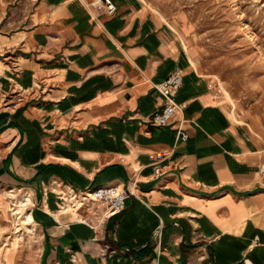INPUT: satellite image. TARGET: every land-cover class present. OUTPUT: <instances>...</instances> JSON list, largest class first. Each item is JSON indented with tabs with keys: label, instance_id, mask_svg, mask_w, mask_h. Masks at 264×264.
Wrapping results in <instances>:
<instances>
[{
	"label": "crops",
	"instance_id": "1",
	"mask_svg": "<svg viewBox=\"0 0 264 264\" xmlns=\"http://www.w3.org/2000/svg\"><path fill=\"white\" fill-rule=\"evenodd\" d=\"M89 1L0 0V95L18 93L0 102V183L29 194L34 230L9 264H264V126L227 109L146 0L100 17ZM177 67L187 140L152 120ZM107 185L133 191L118 213L86 194Z\"/></svg>",
	"mask_w": 264,
	"mask_h": 264
},
{
	"label": "rangeland",
	"instance_id": "2",
	"mask_svg": "<svg viewBox=\"0 0 264 264\" xmlns=\"http://www.w3.org/2000/svg\"><path fill=\"white\" fill-rule=\"evenodd\" d=\"M146 1L177 27L188 50H194L200 70L214 76L227 109L238 119L264 126V0ZM0 38L1 73L12 57ZM17 94L0 95V102L16 99ZM11 189L0 183V246L7 242L1 252L4 264L12 261L19 238L26 249L29 233L34 232L25 222L31 197L25 190ZM90 193L86 190L92 197ZM72 196L79 201L78 194Z\"/></svg>",
	"mask_w": 264,
	"mask_h": 264
},
{
	"label": "built area",
	"instance_id": "3",
	"mask_svg": "<svg viewBox=\"0 0 264 264\" xmlns=\"http://www.w3.org/2000/svg\"><path fill=\"white\" fill-rule=\"evenodd\" d=\"M86 5L94 12L96 17H100V13L96 7L104 8L107 14H115L119 9L116 0H91ZM184 77V68L177 67L166 78L155 83L156 88L164 97V103L160 109L154 112L152 120L157 125L172 124L177 127L178 136L183 140H187L190 134L185 130L183 125L186 118H182L179 123H172L174 116L183 108V104L177 99V93L184 83ZM168 153L166 150L155 151L157 162L155 171L157 175L164 174L165 170L161 165V161L167 157ZM90 190L93 198L106 201L107 211L111 214L123 210L126 207L128 196L133 192L130 187L125 188L119 185L97 186L90 188Z\"/></svg>",
	"mask_w": 264,
	"mask_h": 264
},
{
	"label": "bare ground",
	"instance_id": "4",
	"mask_svg": "<svg viewBox=\"0 0 264 264\" xmlns=\"http://www.w3.org/2000/svg\"><path fill=\"white\" fill-rule=\"evenodd\" d=\"M90 194H92V192ZM101 200H103V199H101ZM73 201L78 202V200L74 196H72V194L69 197L67 196V200L65 201V208H71L73 205ZM19 220H20V218L18 219V221ZM32 221H33V216L31 214V212H28L27 213V219H25V222H27V224H31ZM29 228H31V227L29 226Z\"/></svg>",
	"mask_w": 264,
	"mask_h": 264
}]
</instances>
